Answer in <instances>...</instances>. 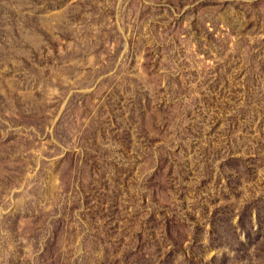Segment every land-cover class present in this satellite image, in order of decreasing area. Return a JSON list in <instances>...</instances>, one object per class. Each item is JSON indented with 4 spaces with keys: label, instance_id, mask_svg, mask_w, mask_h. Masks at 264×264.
<instances>
[{
    "label": "rangeland",
    "instance_id": "374dc122",
    "mask_svg": "<svg viewBox=\"0 0 264 264\" xmlns=\"http://www.w3.org/2000/svg\"><path fill=\"white\" fill-rule=\"evenodd\" d=\"M263 1L0 0V264H161L165 254L175 264H264V153L233 150L264 144V111L233 116L253 92L245 72L236 77L248 62L232 65L244 52L264 67ZM250 19L262 27L250 31ZM197 123L220 152L210 171L204 149L192 156L183 140ZM180 145L191 178L178 172ZM138 166L139 177L155 173L146 205L98 215L96 186L110 181L112 197L130 198ZM199 192L230 199L236 217L217 230L226 261L170 217L183 197L191 211Z\"/></svg>",
    "mask_w": 264,
    "mask_h": 264
},
{
    "label": "trees",
    "instance_id": "16d2710c",
    "mask_svg": "<svg viewBox=\"0 0 264 264\" xmlns=\"http://www.w3.org/2000/svg\"><path fill=\"white\" fill-rule=\"evenodd\" d=\"M264 3V1L262 2ZM252 10L256 8V6L254 4H252ZM254 12V11H253ZM249 14V18L253 15L252 13L250 14V12H247V15ZM261 20H257V21H253V19L249 20V25L251 27L250 31H257L259 28H261ZM244 52H242L241 55H239L238 57L236 56L235 59L233 60V64L232 65H237L238 68L239 66L242 68L245 66V62H248V69L244 70V68H242L241 72H238V74L236 75V77H238L239 75H241L242 77L246 74V90H250L253 93L252 94H248L249 91H245V93L247 92V95H249V102H247L245 105H241L238 106L237 109H233V112L236 111L234 113L233 116H238L240 114L241 119H247V117L251 116L253 112H255L256 114V119H258L259 114H262V111H264V67H256V65L254 64V60H250V56H243ZM249 57V58H248ZM250 60V61H249ZM243 64V66H242ZM260 65V64H259ZM245 72V74L243 73ZM260 80H262L260 82ZM225 82L227 83V79H225ZM216 83V82H215ZM263 85V86H262ZM226 89H230V88H226ZM230 90H234V88H231ZM257 92V93H256ZM259 93V94H258ZM205 97V95H204ZM139 109H145V106H139ZM225 107H223L222 109L217 108V110L220 111V113H218L217 118L218 119H223L222 117H219V115L221 113L224 112ZM189 117V116H187ZM189 119V118H187ZM217 124H214V126ZM210 127H213V125H211ZM203 126H199L197 123V126L195 128V130H188L187 133H191L192 134V138L193 139H189V136L186 138H184L183 140H187L190 141V151H193V155H196V153H198L201 149H204V156L208 157L207 158V162L205 163L206 169L208 171H210L209 169H211L210 167H212L211 161H212V157H216L220 152L219 149L217 148H212L211 143L209 144H203L202 143V137L203 135L200 134L201 129H203ZM246 131L248 136L251 139V136L256 137L255 131L253 126L250 127H246ZM128 142L132 141V143L136 144L135 139L132 135H128ZM256 139V138H255ZM252 143V145L250 144H245L244 147L240 148V147H232L234 152L237 153H241L242 155L246 154V153H250V152H254V153H264V144H262L259 141H256L258 139L255 140ZM146 142H149V139L146 140ZM182 145V144H181ZM182 149H179V153L181 151V155L178 156V165H179V171L181 174L184 175V178L189 177L190 175V171L191 168L194 166H191L190 162H188V157L189 155L187 154V150L188 148L183 145L181 146ZM230 145V144H228ZM214 146V145H213ZM229 149L231 150V147H229ZM229 149L227 151H229ZM212 150V153H210V151ZM169 152V151H168ZM173 153V151L171 152ZM178 153V154H179ZM253 153V154H254ZM177 154V155H178ZM185 154V155H184ZM176 155V156H177ZM184 155V156H183ZM255 156V155H254ZM247 157H240L241 161H243V163L245 164V166L248 168V171L250 172V175H252L254 178L257 176V167L258 165H256L255 163H253L251 160V158ZM231 159V161L233 160V156L229 157ZM239 158V159H240ZM230 165L227 164L226 168L229 167ZM172 167H175V163L172 164ZM139 169L140 166H138L137 168L135 167L133 169V171L131 172V177L128 176V179L131 181L130 182V189L127 191V193H129L130 198H126L125 195L123 196H115L112 197L113 191H112V187L109 185L111 184V182L109 181L107 186L108 191H104V187H102L101 185H97L96 186V191L95 193L97 194L98 198H97V204L96 206L98 207V215L100 216H110L113 215V218L119 213L122 212L123 209H121V206L123 203L121 202H137L140 204H142V206H145L146 203L148 202L147 199V191L150 192V186L153 183V177H155V173H147V176L145 177H139ZM132 170V169H131ZM131 170H127L123 172V178L125 177L126 173H129ZM192 175L193 172L191 171ZM191 175V176H192ZM171 176V175H170ZM191 176L189 178H191ZM106 178H101L99 179V182H106ZM203 180V181H202ZM204 180H207L206 177H202L201 181H198L199 183L205 184ZM176 180L172 179L171 182L175 183ZM193 181H196L193 179ZM231 189H229V192H233L235 191V188H237L236 184L237 181H231L230 183ZM234 185V186H233ZM142 187H146V191L144 192L142 190ZM110 199H112L113 201H111ZM183 200L179 202L178 205V210L180 211V215H176L174 213V211H170L171 216L170 217H176L178 219L176 226L178 228H180L181 226L185 228V230L187 229L188 233L193 232V235H195L194 241L195 243H197L199 247H204L205 245L208 244V242L210 240H213L214 243L218 246V249H220L221 252V259L223 260H227L230 257V252L227 251L226 248H228L229 246L225 243L224 241V236H223V232L218 235L217 230H219V225H226L228 223L229 220L233 219L235 216L233 210L231 211L229 209V205H230V199L227 196H224L221 204H217V200L216 199H210V198H206V200H202L204 199L202 197V195L200 196V192L196 194L195 198H194V203L191 205V211L188 209L187 206V197H183ZM111 201V202H109ZM192 201V199H191ZM110 204V207H107V205ZM210 208H212L210 210ZM198 211H201L202 214H200ZM111 219V218H110ZM121 226V225H120ZM119 226V227H120ZM207 227V228H206ZM190 229V230H189ZM112 230H118V229H113ZM167 232L170 233L169 228H167ZM211 235H216L215 237H210ZM175 250H181L182 248H180L179 244H175L174 245ZM166 256H168L166 258V262H162L161 264H175L176 263V259L175 258H171L173 255L172 254H165ZM215 260H217V258H215ZM154 264V263H153Z\"/></svg>",
    "mask_w": 264,
    "mask_h": 264
}]
</instances>
